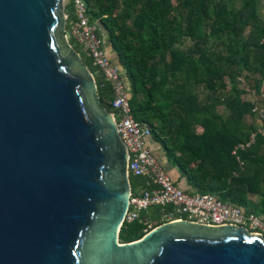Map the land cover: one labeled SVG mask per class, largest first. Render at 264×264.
I'll return each mask as SVG.
<instances>
[{
    "label": "water",
    "instance_id": "95a60500",
    "mask_svg": "<svg viewBox=\"0 0 264 264\" xmlns=\"http://www.w3.org/2000/svg\"><path fill=\"white\" fill-rule=\"evenodd\" d=\"M67 20L65 0H0V264H264V237L232 225L121 242L129 153Z\"/></svg>",
    "mask_w": 264,
    "mask_h": 264
},
{
    "label": "trees",
    "instance_id": "16d2710c",
    "mask_svg": "<svg viewBox=\"0 0 264 264\" xmlns=\"http://www.w3.org/2000/svg\"><path fill=\"white\" fill-rule=\"evenodd\" d=\"M67 1L70 34L75 0ZM82 1L120 60L135 119L178 168L186 192L215 195L264 219V136L233 154L261 126L249 93L264 88V0ZM70 43L95 75L103 106L115 113L110 85ZM131 182L133 194L151 189L144 177ZM179 218L171 207H153L126 221L120 240H139Z\"/></svg>",
    "mask_w": 264,
    "mask_h": 264
},
{
    "label": "built area",
    "instance_id": "2783aa9c",
    "mask_svg": "<svg viewBox=\"0 0 264 264\" xmlns=\"http://www.w3.org/2000/svg\"><path fill=\"white\" fill-rule=\"evenodd\" d=\"M74 21L70 24L71 38L80 46L82 53L92 59L94 66L110 85L113 99L110 102L114 110L118 132L129 153L128 174L130 177H144L151 187L131 195L127 222L140 218L141 214L153 207H171L180 215L179 219L212 227L238 226L250 233L264 237V219L246 212L235 205L224 203L217 196L191 194L177 185L162 163L153 154L148 140L151 130L138 122L132 112L129 88L119 66L107 55L99 30L88 17L87 8L82 0L74 2ZM254 102L253 113L261 126L251 134L248 141L235 146L233 154L251 149L259 135L264 136V88L260 95L249 93ZM243 165V164H242Z\"/></svg>",
    "mask_w": 264,
    "mask_h": 264
},
{
    "label": "crops",
    "instance_id": "0c3cea01",
    "mask_svg": "<svg viewBox=\"0 0 264 264\" xmlns=\"http://www.w3.org/2000/svg\"><path fill=\"white\" fill-rule=\"evenodd\" d=\"M68 5H69L68 1L65 0V8H66V6H68ZM105 49H106V52H107L108 57H109L110 59H112V61H113L114 63H116L117 59H119V58H118V56H117L116 53H113V50H112L111 45H109V44L106 43V45H105ZM148 144H149V147H150L151 149H155L156 147H159V146H160L159 144H157V143L155 142V140H154L153 138H150V139L148 140ZM160 147H161V146H160ZM167 161H168L167 159H164V160L162 161V164H163V165H164V164H170V163L167 162ZM165 170H166V169H165ZM166 171H167V172L169 173V175L173 178L174 182H175L177 185H180L183 189H187V188H188L187 181H186L185 179H182V178H181V173L179 172L178 168H176V167H170V168H169L168 170H166ZM140 190H142V188H139L137 191H140Z\"/></svg>",
    "mask_w": 264,
    "mask_h": 264
},
{
    "label": "rangeland",
    "instance_id": "374dc122",
    "mask_svg": "<svg viewBox=\"0 0 264 264\" xmlns=\"http://www.w3.org/2000/svg\"><path fill=\"white\" fill-rule=\"evenodd\" d=\"M262 3H264L263 1H262ZM67 35H68V37H69V40H71L72 38H71V35L69 34V33H67ZM127 84V83H126ZM219 110L221 111V112H225L226 111V109H225V107L224 106H221V107H219ZM152 152H153V154L158 158V160L162 163V161L164 160V159H166V155H165V152H164V150L159 146V147H156L155 149H152ZM163 165V164H162ZM170 167H173V165H171V164H164L163 165V168L164 169H166V170H168Z\"/></svg>",
    "mask_w": 264,
    "mask_h": 264
}]
</instances>
